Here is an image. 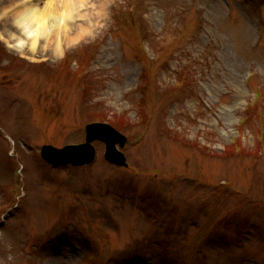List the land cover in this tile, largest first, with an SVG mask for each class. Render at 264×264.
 <instances>
[{
    "label": "rangeland",
    "instance_id": "1",
    "mask_svg": "<svg viewBox=\"0 0 264 264\" xmlns=\"http://www.w3.org/2000/svg\"><path fill=\"white\" fill-rule=\"evenodd\" d=\"M229 1L88 4L43 62L0 34V264H264V0ZM95 122L127 168L42 160Z\"/></svg>",
    "mask_w": 264,
    "mask_h": 264
},
{
    "label": "bare ground",
    "instance_id": "2",
    "mask_svg": "<svg viewBox=\"0 0 264 264\" xmlns=\"http://www.w3.org/2000/svg\"><path fill=\"white\" fill-rule=\"evenodd\" d=\"M107 0H0V34L11 47L30 60H48L61 55L87 30L74 20H86L85 8L96 4L104 11ZM40 3H45L43 10ZM81 8L84 13H80ZM43 11V15L41 14ZM62 11V17L58 13ZM90 17V14L88 15ZM89 20V19H87ZM77 35V36H76ZM64 46V47H63Z\"/></svg>",
    "mask_w": 264,
    "mask_h": 264
},
{
    "label": "water",
    "instance_id": "3",
    "mask_svg": "<svg viewBox=\"0 0 264 264\" xmlns=\"http://www.w3.org/2000/svg\"><path fill=\"white\" fill-rule=\"evenodd\" d=\"M102 139L107 142V158L116 164L126 165V158L117 149V143L122 146L126 138L109 125H92L88 127L87 145L80 147H69L65 150H58L53 147L44 148V156L55 165L68 164L70 162L76 165H82L92 162L95 158V149L90 145L94 139Z\"/></svg>",
    "mask_w": 264,
    "mask_h": 264
}]
</instances>
